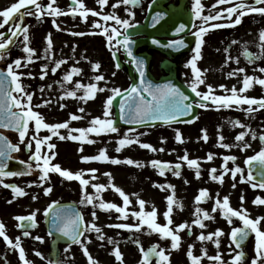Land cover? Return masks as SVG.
<instances>
[{"label": "rangeland", "instance_id": "obj_1", "mask_svg": "<svg viewBox=\"0 0 264 264\" xmlns=\"http://www.w3.org/2000/svg\"><path fill=\"white\" fill-rule=\"evenodd\" d=\"M0 2L5 6H10L11 3L16 2V0H0ZM94 3H98L97 0H94ZM122 6V11L119 12L118 7H111V9L105 11L104 6L99 7L98 12L101 13L100 16L89 17L91 22H98L101 27H96L94 36L88 34L90 29L84 28V35L81 38L80 47L77 43L73 44V48L68 51L63 50L60 40L56 39L53 41V46L47 52L45 50L36 49L35 55L38 60H32L29 62L26 60H21V67L16 68L15 70L19 73H23L21 76V83L25 88V91L32 94L31 105L34 111L41 113L44 117L45 122L47 123H60L68 121V129H59L60 135L67 136L69 131L72 129L79 128H88L91 126L90 122L94 117L105 118L104 113V103L109 95H114L112 92L113 88H120L122 91L129 85V79L123 68H118L115 65L113 60V53L117 52L121 60V53L119 48L115 45L114 40L112 41V46L109 47V42L107 36L103 34V28L107 27L109 29V34H111V28L116 27L119 31H123V28L120 25H117L114 20L104 21L102 19L103 15L114 14L118 15L121 19H129L132 24H135L139 21L140 13L139 10L130 8L124 4ZM129 9L131 12H134V16H130L129 12L126 11ZM101 11V12H100ZM0 23H3L2 18H0ZM10 28V24L4 25L0 28V32H6ZM29 34V33H28ZM32 37H36L32 35ZM0 39H6L5 37ZM35 40H41L39 37L34 38ZM115 39V38H114ZM44 43L46 41H43ZM28 46L32 47V44ZM43 43V44H44ZM47 46V42H46ZM21 49L24 47V43L19 46ZM77 52V54H76ZM14 55H17L16 50L13 49L10 52V64L15 60ZM78 56L82 60L79 64V69L82 71L79 73L80 77L77 81L87 85L89 83H96L98 88H103L104 91H98L96 93L95 99L81 100L80 96L84 94L83 89H76V80L72 77L71 81H64L63 75L59 70H56L55 73L51 71L55 67V61L61 59H77ZM44 61V63H43ZM160 58L154 56V63H158ZM49 62L48 68L46 69L47 74L41 78L42 66ZM99 62L101 67L98 70L93 69V64ZM61 66L64 67V64ZM72 66L68 70L65 69V74L71 70ZM153 68V66H152ZM31 73V75H28ZM115 73V75H113ZM102 74L105 79L102 81H95L93 77L95 75ZM66 91H76V97H68L65 95ZM20 95V94H16ZM115 96V95H114ZM44 101H49L45 104ZM64 105V107H61ZM83 108L84 111L80 112L79 109ZM70 114H76L82 118L79 120H71ZM114 119V112L111 106L110 108V117ZM251 120V119H250ZM247 120V121H250ZM116 127V126H115ZM235 127V126H234ZM117 132H105V133H90L88 134V139L94 141V143H88L87 141H73L71 139H59L58 136H52L49 143L56 145L55 149L49 150L46 145H42V154L44 152L55 151L57 154L51 163L59 164L62 168L73 171H84V178L89 180V186H87L86 191H89L91 194H95L96 191L92 187L94 183H100L107 186V183L110 182L120 187L128 196L130 203L127 206L128 215L125 217L123 214L117 212L115 209L108 210L109 212L104 213L100 212L97 215V219L100 225L101 233H98V236L101 234L105 237L104 239L96 238L93 242H89L88 237L84 236L83 246L87 247L89 253L98 264H141L142 262V251L135 246V244L128 239V235H134L137 237H145L146 234H156L152 229L147 225H143L140 229H126L114 227L118 224H132L135 225L139 223L137 217L132 215L136 211H140V205L138 203L139 199L145 201V206L143 211L150 212L155 209L157 216L156 220L161 225L166 224L168 221L164 215L167 211V201L166 197L168 195H174L175 202L173 204V211L171 213L172 223L169 227L173 228V223L181 224L187 223L188 227L179 230L178 234L181 237L180 247L178 249H172L171 247L165 250V254L169 256V261H161L160 264H192L187 253L189 246H191V251H193L194 256L200 257V264H219L218 261H215V257L220 255L221 259L225 264H233V256L236 254L234 247L229 241V233L235 226L225 221L222 218V210L216 208V211H212L215 205V201L219 198L221 201L224 197L222 193V184L227 181H232L233 179L225 178L223 182L216 181L211 179L210 170L215 168L220 175L225 171L223 167L225 163L227 164V169H233L231 166L232 161L225 162V156L237 155L240 156L237 164L235 163L234 167L241 166L244 170V161L246 156L254 155L256 152H252V147H244L245 143L251 145L252 138L251 134L247 133L243 141H237L235 137L237 133H228L229 135H222L224 137L223 141L217 140L216 137L213 138V142H218L217 144H229L231 147L220 149L216 154L215 150L210 153L214 154L212 160H206L204 163L198 160L200 165V180L204 178L205 186L203 188H198L193 191L190 188L182 187L179 191V195L176 193V190L173 188H161L159 185H173L174 178H177V175L174 172L160 174V170L151 165L150 161L159 160L163 162H169L173 165V161H177L176 153V129L175 128H161V127H151V128H141V129H124L118 128ZM238 130V129H237ZM127 134L130 138H138L140 143H149L153 145L157 151H152L150 149H145L140 146L138 143H133L127 145L117 152L118 140L124 138ZM182 136V142H191L197 143L199 135L195 131L180 133ZM51 135V132L47 129H41L39 132H36L35 122H29V128L27 130L24 142H21L14 134H9L11 140L19 145V152L17 156L26 159L27 155L23 153V147L27 144L29 140L32 141L31 153L35 151V141L32 140L33 136H39L41 139L45 136ZM72 135H79L78 132H72ZM226 138V140H225ZM83 149L80 151L79 149ZM100 149H106V154L110 158H116L122 161L119 164H113L110 161H88L84 162L81 160L82 156H92L98 155ZM160 149H163L161 151ZM221 153V155H219ZM223 153V154H222ZM219 155V157H217ZM208 156V155H207ZM126 158H131L134 161H139L141 166L135 164L129 165L126 162ZM202 164V165H201ZM89 169H96L95 173L89 172ZM194 169V168H193ZM193 171H196L195 169ZM110 173L111 176L105 175ZM229 173L230 171H225ZM245 175V171L243 172ZM232 176V175H231ZM241 177V174L238 173L235 177ZM194 177L198 178L196 172H194ZM37 177H28V178H15L7 179L3 178L4 183L9 181H14L17 186L23 187L26 195L22 197H16L13 199V192L7 189H3V184H0V221H2L6 226V231L10 232L13 230V226H16L15 223L17 220L16 216L25 215L26 213H36V220L38 223V228L35 230V235L39 231H43L42 222H43V212L47 206V198L43 195L45 183L41 182L39 177L38 179H33ZM49 178H63L58 173H49ZM180 178H183L180 174ZM184 178H186L184 176ZM228 179V180H227ZM245 179V178H244ZM33 180V181H32ZM186 183L187 179H183ZM70 182H75L69 180ZM31 182H35L34 184ZM54 183V182H53ZM73 187V188H72ZM80 190L81 185H79ZM201 189H207L209 196L205 199L204 202H197L195 197L199 195ZM75 191V186H69L65 189ZM231 189H228L230 191ZM194 195V197H192ZM36 197L33 199V197ZM93 196H96L93 195ZM100 198L104 202H112L118 206L123 205L122 197L110 187H106L103 190L97 199H94L93 205L98 206ZM163 198V202H162ZM186 200V202L184 201ZM11 201V202H9ZM186 206L185 210H181L180 204ZM199 207L207 211L211 218H204L203 213L198 217L196 215V208ZM243 210H246L243 208ZM249 218H252V214L248 211ZM109 213V214H108ZM107 217H112L107 219ZM200 218L205 224L204 228H198L197 224H193L192 221ZM191 230V237L187 238L185 235L186 230ZM217 229L222 230V235L216 237L213 235L210 240L201 241L198 239L201 233L205 236L213 234ZM175 231V230H174ZM159 234V233H158ZM109 239L112 242H109ZM163 241H168L171 245V238H163ZM216 240H219V246L215 243ZM254 242L252 238L249 244ZM26 245V244H25ZM29 243H27V246ZM8 247V245L6 244ZM7 247L4 249V256L8 254H13L9 252ZM29 250L35 251L36 248H31L28 246ZM119 248V251L122 254V261L117 260L115 257V249ZM226 249V252H225ZM91 251V252H90ZM186 252V258L184 259V254ZM227 253V255H225ZM1 254V253H0ZM254 259L253 254L250 255L247 262H240V264H252ZM259 262V261H257ZM83 264H89L88 258L83 256Z\"/></svg>", "mask_w": 264, "mask_h": 264}, {"label": "snow or ice", "instance_id": "obj_2", "mask_svg": "<svg viewBox=\"0 0 264 264\" xmlns=\"http://www.w3.org/2000/svg\"><path fill=\"white\" fill-rule=\"evenodd\" d=\"M56 0H51L46 7L38 2V0H18V2L11 3L10 6L4 7L2 10H0V18H2L3 23H0V28L4 27V25L10 24L12 21L16 19L17 16L20 17V22L15 23L12 27L8 29L9 35L6 39H0V58L3 56V51L8 48V46L13 42L14 38L20 36L23 34V41H24V47L23 51L27 54L26 59L31 62L33 55L35 53V49L28 46L29 42V35H28V26L24 24L23 20L25 16L28 15H35L37 18L44 15L45 11L49 15H51L53 19V24L59 28V25H56L55 17L60 15H66L68 13L63 12V10L59 7H54ZM98 4L103 7L108 0H97ZM138 0H117V3L113 5V7H118L120 4L124 5H137ZM224 3H231V0H217V4H224ZM34 6V10L30 9L28 6ZM258 5H264V0H255L254 4H246L242 2V0H237L236 3L233 4V6L222 9L220 12H216L214 15H203L202 10L204 8V5L201 3V0H194V3L192 4V12L194 17L199 18L200 20L204 21L205 24H201L197 30L193 33L195 36V47L193 49L194 55L187 61L186 67L190 66L192 73H193V79L190 84L191 91L195 93L196 97H199L200 99L197 101L185 103V101L189 100V97L185 95L183 91L179 87H177L174 83L171 81L164 83V84H157L153 85L150 80L146 79L145 74V61L141 58H138L133 54L131 45L135 43L131 39L130 34L128 33V29L135 27L134 24L130 22L129 19H121L118 15L109 14V15H103L102 19L104 21L114 20L117 25H120L124 31L121 33L118 28L112 27L111 28V34H109V29L107 27L103 28V34L107 36V40L109 42V47L112 46V41L115 37L123 36V39H117L116 43L120 44L127 52V55L131 57V62L136 66V71L139 73L140 76V83L132 84L129 88L124 89V98L120 101V109H121V118L127 119L129 123H137L142 124L148 119L152 120H164L165 122H171L175 120L179 115H186L193 109V104L195 103L200 108H207L209 107V104L207 102L211 101L212 105H215L217 107H231L233 105H244L247 104L249 107L245 110L249 113L253 112L254 109L251 107L252 105H258L260 108H264V97H261L259 99L248 97L247 95H242L246 92L247 89L251 88L253 86V83L259 84L261 86H264V78L259 77H253L250 75H244L243 78V86L237 90L236 86H233L230 90V95H214L213 94V88L211 85H208V90L206 92H201L198 90V85L203 84L204 80L202 79V72L198 66L197 61L201 59V49L202 45L204 44V36L205 34L210 31L211 29H216L220 27H235L236 25H239L242 23V17L249 13H259L261 15H264V7H260ZM215 7V6H213ZM24 10L23 12L21 10ZM126 11L129 12L130 16H134V12H131L129 9H126ZM70 12L72 15L79 14L80 17L86 19L88 14L91 13L95 16H100L101 13L93 10L88 9L85 7L82 0H73V5L70 6ZM227 14L228 18L231 19L233 14L235 13V19L231 20V22L227 25L225 24H219V23H213L211 25H207V22L210 20H216L221 18L224 14ZM162 13H156V16L154 19H158L161 17ZM96 27H101V25L97 22ZM195 27V25H193ZM188 26L181 23L175 31L177 33L182 32L185 28ZM75 35H84V33H75ZM5 36L4 32H0V38H3ZM260 40L264 41V29H261L260 31ZM46 42H47V48L45 51L47 52L50 50L53 46V41L51 38V34L49 33L48 36H46ZM155 44H160L159 40L153 39L152 41ZM233 43H236L235 41ZM185 42L183 39L180 40H174L169 42V46L171 47H179L184 46ZM227 51V50H226ZM261 53L264 54V44L261 45ZM115 55V53H114ZM243 55H245L248 59H253L255 54H252L247 51V48L244 49ZM231 59V57H229ZM66 61L61 59L55 61V67L51 69L53 73L56 72V70ZM21 59L17 58L15 59L11 64L7 66L6 71H0V124H2L4 127L12 126L19 132V137L21 142H24L27 130L29 128V122L34 121L35 122V129L36 132H39L41 129H47L51 132V135L45 136L42 139L39 136H33L32 140L35 141V151L31 154L29 157V161L34 160L36 162L35 167L40 170V176L39 179L41 182L47 180L49 178V173H58L61 177L66 178L67 180H77L79 181L81 185L82 192L84 193L82 195V198L80 200V203H87L89 205H93L94 199H97L99 197V194L106 189V187L111 186L116 193H118L122 199H123V205L124 206H118L115 203L112 202H104L102 198H100L98 207L102 210H110L115 209L117 212L123 214L125 217L128 215L126 209L128 204L130 203L129 196L118 186L111 183V180L109 182V185L106 186L104 184L96 183L93 184L92 187L96 190V196H93L91 194H88L86 191L87 186L89 185V180L84 178V171H77L73 172L68 169H64L59 164L51 163V161L56 156L55 151L44 152L42 154V145H46L49 150L55 149L56 145L53 143H49L51 141L52 136H58L59 139H71L73 141H87L88 143H94V141H91L88 139V134L90 133H105V132H117L118 129L114 126V122L110 117V108L114 99V95H120L121 89L120 88H113L112 92L114 95H109L104 103V117H94L92 121L90 122L91 126L88 128H79V129H72L69 131V134L67 136L60 135L59 129H68L69 123L68 121L60 122V123H47L45 122L44 117L41 115V113L34 111L33 107L31 105L32 101V94L25 91L24 86L21 83V76L24 75L23 73L17 72L15 69L21 67ZM101 67L99 62H96L93 64V69L98 70ZM117 67H119V64H117ZM48 68V65L42 66V72H41V78H43L47 72L46 69ZM82 71V69H79L77 67H72V69L66 73L63 77L64 81H71L74 74H79ZM245 69L239 68L236 70V73H243ZM260 72H264V68L259 69ZM235 73L230 72L229 76L234 75ZM28 75H31V73H28ZM115 75V73H113ZM95 81H102L105 79V77L100 75H95L93 77ZM11 83L13 87H8L7 85ZM221 88H224V85L220 86ZM76 89H83L84 94L79 97L81 100H87V99H95L96 93L98 91H104L103 88H98L96 83H89L87 85H84L80 83L79 81L76 82ZM17 93L20 95H13V93ZM146 93V95H145ZM65 95L68 97H76L77 93L76 91H66ZM45 104L49 103V101H44ZM61 107H64V105H61ZM15 109V110H14ZM80 112H83L84 109H79ZM81 116H78L76 114H70L71 120H79L81 119ZM234 124H240V122L237 120L234 122ZM241 127H244L241 125ZM129 131H132L131 129ZM72 132H78L79 135H72ZM203 132V139L207 141L208 135L206 129H202ZM246 135V132L241 131L239 134L235 137L237 141H243L244 137ZM176 140L178 142H182V136L177 130L176 133ZM255 133H253V139H255ZM220 141H223L224 137L220 135L218 137ZM260 139L264 141V134L260 136ZM133 143L140 144L141 147L145 149H150L152 151H157L156 148L153 147V145L149 143H140L138 138H130L125 135L124 138H121L118 140V147L116 149L117 152L121 151V149L127 145H131ZM26 146L31 149L32 148V141L29 140L26 144ZM224 148L231 147L229 144H222L221 145ZM244 147H250L247 143L244 144ZM19 146L16 144H12L10 141H8L7 137H4L0 135V184H3L4 187L10 188L13 192V199L16 197H22L26 195V192L23 187H19L16 184H5L3 178L4 177H12L17 175H23L26 174L25 172H15V171H8L7 169V163L6 160L10 158L11 151H18ZM80 151H83V149H79ZM163 151V149H160ZM214 154L209 153L207 156L208 160L213 159ZM180 160L186 161L187 165L190 168H194L196 170V175L199 178L200 176V165L198 163L197 159H190L187 153L183 155L182 157H179ZM236 158L234 156H225L224 160L225 162L229 160H235ZM81 160L84 162L88 161H110L113 164H119L122 163L121 160L116 158H110L106 154V149H100L98 155H92V156H82ZM127 164L132 165L135 164L137 166H141L139 161H134L131 158H126L125 161ZM258 166L259 174L261 179L256 180V177L253 175V172L251 170V167L249 168L248 174H247V180L251 182V186L253 188H261L264 189V148H261L260 151L256 152L254 155L248 156L245 163L252 166L253 163ZM23 163V162H22ZM151 165L155 168L160 169V174H164V170L168 168L174 167L176 171L174 172L175 175L179 176L180 172L179 169L181 167L180 164L172 165L169 162H162L159 160H152L150 161ZM225 171H230L233 178L240 173L241 179H244L243 176V169H241L239 166L233 168V169H227V164L225 163ZM33 170L32 164L27 163L26 165V172L27 174H30ZM89 172L95 173L96 169H89ZM216 169L213 168L210 170L211 179L223 182L224 174L221 173L220 175H216ZM105 175L111 176L110 173H106ZM161 188L167 187V188H174L173 185H159ZM235 187V185H233ZM52 191L51 187H45L44 192L45 194H48ZM209 196L207 189H201L199 192V195L195 197L196 201L199 202L204 198H207ZM36 197L34 196L33 199ZM244 197L241 196V200L243 201ZM167 201V211L164 213L167 223L161 225L157 222L156 216L157 213L155 209H153L150 212L143 211L145 206V201L143 199H139L138 203L140 205V211H136L132 213L135 217L138 218L139 223L132 225V224H118L114 225V227L118 228H126V229H140L143 225H147L150 229L153 231L161 234L162 238H171V248L172 249H178L180 247V241L181 237L178 235L179 230L184 229L188 227L187 223H181L176 226V230L174 231L173 228L169 227V225L172 223L171 220V213L173 211V204L175 202L174 195H168L166 197ZM11 202V201H9ZM253 203L257 205H264V198H261L257 196ZM57 205L54 211H52V228L55 229L56 232L62 234L64 237L70 238L72 242L83 244L80 237L84 234L85 231L88 230H95L97 233H101V229L95 224L92 223L88 226L83 225V217L82 214L71 207L68 206H59L58 201H53L51 204L48 205V209H46V214L48 210L53 209V206ZM216 207L212 209V211H216V208H219L222 210L223 215L228 219L229 223L232 222V217H238L243 222V227H234L231 231V238L232 241L235 243L236 248H241V245L243 242L248 238L249 232L255 233V251H256V259H253L252 264H257V260L261 257H264V230H261V228L258 226L260 224L261 220H264V217H257L255 219L249 218L247 210H236L230 206V201L228 196H224L222 201L217 198L215 201ZM95 207V205H93ZM182 207V205H180ZM203 213L204 218H211L209 213L199 207L196 208V215L199 217L200 214ZM93 217H95V212L92 213ZM35 216L36 213L32 212L28 216H16L15 219L19 221L18 227L25 228V231H23L24 236H29L30 232L27 230V228H31L35 226ZM24 222H28L27 225H25ZM193 224L199 225L201 228L205 227V224L203 223L202 219L197 218L192 221ZM51 234V233H49ZM222 230L217 229V231L213 234H209L205 236L203 233L200 234L198 239L201 241L203 240H210L212 239L213 235L216 237L221 236ZM0 238H3V240L6 242V244L12 248L16 249L19 252V260L22 262V264H32L30 260L26 258V252L25 249L21 245V238L16 237L15 240L11 238L9 235L6 234V226L5 224L0 221ZM100 239H104L105 237L101 234ZM37 240H42V237H35ZM109 242H112L109 239ZM215 243L217 246H219V240H216ZM159 249V250H158ZM83 251L85 256L88 258L89 264H98L96 260L93 259L91 254L89 253L87 247H83ZM143 252V249H141ZM155 254L159 261H169V256L165 254V250L162 248H159V245H154L152 248L148 249L146 252H143V261L141 264H144L146 262L150 255ZM36 255H41V253L36 252ZM188 257L190 258L192 264H200V257L194 256L191 251V246H189V250L187 253ZM115 257L117 260L122 261V254L119 251V248L115 249ZM244 258V252L238 251L233 256V264H240V262ZM215 261H218L219 264H225V262L221 259L220 255H217L215 258ZM49 264H61L59 260H49Z\"/></svg>", "mask_w": 264, "mask_h": 264}, {"label": "flooded vegetation", "instance_id": "obj_3", "mask_svg": "<svg viewBox=\"0 0 264 264\" xmlns=\"http://www.w3.org/2000/svg\"><path fill=\"white\" fill-rule=\"evenodd\" d=\"M153 0H138L136 8L140 10L139 23L143 20L145 12L149 6V4ZM159 6L158 10L160 13L164 14H172L173 12H179L184 18L189 19V32L190 40L192 45L187 53L181 54L178 52L180 47L177 50H174L170 53L173 57V61L171 63H163L162 60L165 59V56L159 52H153L155 56L160 58V62L151 63L150 67L157 78L162 77L164 75L165 68H171L174 70L175 77L186 87L191 89L190 84L193 79V73L191 67H186L187 61L191 59L194 55L193 49L195 47V36L193 33L197 30V28L201 24H205L204 21L199 18L194 17L192 12V4L194 0H158ZM18 2V0H16ZM39 3L46 5L51 2V0H39ZM86 8H93V10L99 9L100 5L98 3H94V0H82ZM237 0H231V3L217 4V0H201V3L204 5L202 10L203 15H214L216 12H220L222 9L227 8L228 6H233ZM242 2L246 4H254L255 0H242ZM117 3V0H108V2L104 5V10H109L113 5ZM73 5V0H56L54 7H59L63 10V12L68 13L66 15H60L55 17L56 25H59L57 28L53 24V17L45 11L44 15L37 18L35 15H28L24 17V24L28 26V35L30 37V43L32 44L33 49H41L45 50L47 48L46 36L51 34V38L54 40H60L62 44V49L68 51L73 48V44L77 43L80 47L82 35H75V33H84V28L90 29L91 32L88 31L89 35H93L96 30V26L90 22L89 15L86 19L76 15H72L70 12V6ZM215 6V7H213ZM260 7H264V5H258ZM4 7L0 2V10ZM30 9L34 10V6H28ZM119 12L122 11V6H118ZM24 11L23 9L21 10ZM236 14L234 13L231 19L228 18L225 13L221 18L216 20H210L207 22V25H211L213 23L219 24H229L231 20L235 19ZM172 18V17H170ZM20 17L17 16L13 23H19ZM138 23V24H139ZM169 25L172 23L168 21ZM186 25V24H185ZM195 25V27L193 26ZM12 27V26H10ZM167 28V29H166ZM165 29L171 31L172 28L170 26L165 27L162 26L161 23L157 26L156 31L158 33H164ZM264 29V15L259 13H249L242 17V23L236 25L235 27H220L216 29H211L204 36V44L201 49V59L197 61V66L203 70L202 79L204 80L203 84L198 85V90L201 92H206L208 90L207 86L211 85L213 88L214 95H230V90L233 86H236L237 90L243 86V78L244 75H250L253 77L264 78V72H260V68H264V54L261 53V45L264 44V41L260 40V31ZM9 32L7 31L5 36L7 37ZM32 35L39 37L41 40H35ZM183 36V35H182ZM182 36L179 37H167L162 36L160 39L163 41H174L180 40ZM14 49L16 50L17 55H14V59L20 58L21 60H26L27 54L21 49L19 46L24 43L23 34L14 38ZM236 43H233V42ZM44 43V44H43ZM31 47V46H30ZM247 48V51L255 54L253 59H248L243 55L244 49ZM227 50V51H226ZM71 51V50H70ZM77 54V52H76ZM231 57V59H229ZM32 60H38L37 56L34 54ZM65 60V59H63ZM66 62L63 63V66H60L57 70H59L62 75H65V69L70 66L79 68V64H81L82 60L78 56L77 59H66ZM44 63V61H43ZM163 63V64H161ZM49 65V62L46 64ZM153 66V68H152ZM239 68L245 69L243 73H236V70ZM72 69V68H71ZM233 72L234 75L229 76V73ZM74 80H78L79 78L83 79V76L80 77L79 74L73 75ZM224 85V88L220 86ZM242 95H247L248 97L253 98H261L264 97V86L253 83V86L246 90ZM194 101L199 100V97L195 96L194 93ZM209 107L200 108L197 106V116L194 121L186 124H177L174 128L179 130L180 133H186L195 131L196 134L199 135L197 143L191 142H177L176 143V153H177V161H173V163L180 164L181 167L179 169L180 174H182L183 178H180V175L177 178H174L173 181L174 190L179 195L180 189L182 187H187L192 189L193 191L198 188H203L204 178H195L194 177V169L190 168L187 165L186 161H182L179 157H182L187 153L190 159H197L199 161H204L207 158V155L210 153L212 149H218L222 147L218 142H213V138L216 137L217 140L220 135H229L228 133H237L244 131L251 134L252 143L250 145L252 152H258L261 148H264V141L260 139V136L264 134V108H260L258 105H252L251 107L254 109L253 112L249 113L245 111L249 105H233L231 107H217L212 105L211 101L207 102ZM251 119V120H250ZM239 121L240 124H234L235 121ZM250 120V121H247ZM243 125L244 127H241ZM235 126V127H234ZM202 129H206L208 139L205 141L203 139ZM238 129V130H237ZM228 132V133H227ZM253 133H255L256 138L253 139ZM226 140V138H225ZM248 144V143H247ZM249 145V144H248ZM240 156L237 155V161ZM234 164H237L236 159L231 160ZM202 165V164H201ZM201 168V167H200ZM241 169L243 167L240 166ZM225 169V168H223ZM176 170V169H175ZM244 172V170H243ZM218 173V172H216ZM225 178L233 179L229 173H225L223 171ZM184 176L186 178H184ZM245 179H241V177L237 176L232 181H227L222 184V193L224 196L229 197L230 206L236 210L246 209L250 211L252 214V219L257 217H264V205H257L253 203L257 196L264 198V189L259 187L253 188L251 183L247 180V175H244ZM183 179H187L186 183H184ZM228 180V179H227ZM54 182V183H53ZM75 186V191L65 190L69 186ZM79 181L70 182L66 178H50L45 183L46 187H51L52 191L48 194L43 193V195L47 198V206L44 209V214L46 209H48V205L53 201L62 202H71L75 204L77 210L82 214L83 217V225L88 226L92 223H95L98 227H100L97 215L100 212L107 213L108 210H102L98 206L89 205L87 203H80L82 195L84 194L81 190H79ZM235 185V187H233ZM73 188V187H72ZM228 189H231L228 191ZM89 194V193H88ZM241 196L244 197L243 201L241 200ZM194 197V195H192ZM206 199V198H204ZM202 199V200H204ZM162 198V202H163ZM186 202V200H184ZM182 205L181 210H185L186 206L181 202ZM95 212V217H93L92 213ZM43 214V216H44ZM109 214V213H108ZM112 217H107V219H111ZM222 218L225 221L228 219L223 215ZM232 225L238 227L242 224L241 220L238 217H232ZM173 230H176V226L179 224L173 223ZM261 230H264V220L260 221L258 225ZM43 231H39L38 234L35 235V230H37L38 225L35 229L29 231V236H24L22 230L17 229L16 226H13V230L10 232L6 231V234L12 237H20L21 245L25 249L26 258L32 262V264H49V260H59L61 264H83V244L71 243V244H57L54 249H51L50 246L54 245L56 242L55 233L53 231H49L48 218H47V227L45 224H42ZM198 228H201L199 225ZM189 231V230H188ZM186 230L185 235L187 238L191 237V232L188 233ZM155 232V231H154ZM51 233V234H49ZM58 234V232H56ZM88 237L89 242H93L96 238H99L98 233L95 230L85 231L84 234L80 237L81 241L84 242V236ZM179 235V234H178ZM42 237V240H37L35 237ZM145 237L137 238L136 236H132L129 234L128 238H132L135 246L140 250L143 249L145 252L149 246L159 245V248H170L171 245L168 241H163L161 234H146ZM28 246L31 248H36L35 251L29 250ZM26 244V245H25ZM5 247L2 245V241L0 238V264H15L20 262L19 260V252L16 250V254L6 255L4 256ZM159 250V249H158ZM247 252L255 253L254 259H256V251H255V243L254 247L247 245L245 247ZM36 252L41 253V255H36ZM91 252V251H90ZM193 252V251H192ZM226 252V249H225ZM227 255V253H225ZM186 258V252L184 254V259ZM257 264H264V257L258 259ZM161 261L158 263L160 264ZM21 264V263H20ZM144 264H154L152 262H144Z\"/></svg>", "mask_w": 264, "mask_h": 264}, {"label": "water", "instance_id": "obj_4", "mask_svg": "<svg viewBox=\"0 0 264 264\" xmlns=\"http://www.w3.org/2000/svg\"><path fill=\"white\" fill-rule=\"evenodd\" d=\"M157 8H158L157 4L153 3V5L150 7V9L148 11V14H147V17L145 19L144 25H139L136 28L131 29V30L128 31L130 36H136V35H146L147 36L146 38H143V39L141 38V39L133 40V41H135V43L131 45V48H132L133 54L135 56H137L138 58H141V59H143L145 61L144 69H145L146 79L150 80L153 85L164 84V83H167V82L171 81L177 87H179L178 82L175 80L174 76L172 75L173 72H171L168 69H165V70L167 71V73L169 75L164 77L160 81H156L148 72V66H149V63H150V56L148 54L149 50L157 49V50H160L163 53H166L167 55H169V52L167 50H165L162 47H160L159 44H155V43L152 42L153 41L152 37L155 36V35H159L154 30V27H155V25L157 23V20H158V19H154V17L156 16V13H157ZM171 17L172 18H167L165 21L167 23H168V21H170L172 24H174V27L177 25V22L179 20H183V16L179 12H173ZM168 33L169 32H165V34H168ZM174 35H176V34H174ZM118 39L122 40L123 37H118ZM149 42H152V44L149 43ZM11 45H12V43L8 46L7 49L2 50L3 51V56H2V58H0V71H6L7 66L9 65L8 51L11 49ZM141 46H144L145 50L143 52H139V53L135 54L136 53L135 50L137 48L141 47ZM121 48H122V51H124V54H125L124 58L126 60H130V62H131V57H129L127 55L126 50L123 47H121ZM131 66H134L135 70H136V66L132 62H131ZM128 74L132 78V82H131L130 86L132 84L139 85V83H140L139 73L136 71V75L133 76L131 69L128 68ZM7 86L8 87H13V85H11L10 82H9V84ZM145 95H146V93H145ZM123 98H124V93L122 92L120 95L115 96L114 99H113V102H112V106L114 108V116H115L114 123H115L116 126L145 127V126H152V125H157V124H169V123H175V122H180V121H189V120L192 119L193 114H194V110H192L191 115L189 113L186 114V115H179L175 120H173L171 122H165L164 120L148 119L142 124L129 123L127 121V119H122L121 118L120 101ZM2 131L16 132L19 135V132L14 127H12V126L4 127L2 124H0V135H2L4 137H7L5 134H3ZM7 139L9 141L8 137H7ZM14 152L15 151H11L10 158H8L6 160V163H7V169L6 170L15 171V172H25L26 174H23V175H33L36 172V170L32 167L33 170L31 171V173L27 174V172H26L27 163L15 158L14 157ZM250 167H251V170H252V172L254 173V175L256 177V180H259L261 177H260V174H259L258 166L254 162L252 166L248 165V170H249ZM17 176H19V175H17ZM63 206H66V205H63ZM246 240L243 242L241 247L245 244Z\"/></svg>", "mask_w": 264, "mask_h": 264}]
</instances>
